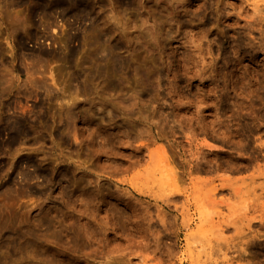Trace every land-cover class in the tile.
Listing matches in <instances>:
<instances>
[{
	"label": "rangeland",
	"instance_id": "obj_1",
	"mask_svg": "<svg viewBox=\"0 0 264 264\" xmlns=\"http://www.w3.org/2000/svg\"><path fill=\"white\" fill-rule=\"evenodd\" d=\"M0 264H264V0H0Z\"/></svg>",
	"mask_w": 264,
	"mask_h": 264
}]
</instances>
